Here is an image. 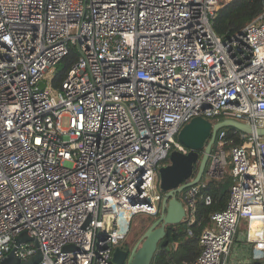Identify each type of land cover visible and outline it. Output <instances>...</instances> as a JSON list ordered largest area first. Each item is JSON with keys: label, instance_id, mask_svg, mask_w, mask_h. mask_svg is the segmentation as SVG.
<instances>
[{"label": "built area", "instance_id": "obj_1", "mask_svg": "<svg viewBox=\"0 0 264 264\" xmlns=\"http://www.w3.org/2000/svg\"><path fill=\"white\" fill-rule=\"evenodd\" d=\"M228 1L0 0V260L26 232L37 264H112L132 217L160 211L158 167L172 149L187 152L177 139L186 122L264 126V10L223 38L212 19ZM71 46L77 58L54 87ZM242 136L227 149L218 129L203 178L177 194L187 225L198 196L212 201L205 182L231 173L186 264H264V136ZM241 226L262 259L231 253ZM35 252L30 240L15 249L21 260Z\"/></svg>", "mask_w": 264, "mask_h": 264}, {"label": "water", "instance_id": "obj_2", "mask_svg": "<svg viewBox=\"0 0 264 264\" xmlns=\"http://www.w3.org/2000/svg\"><path fill=\"white\" fill-rule=\"evenodd\" d=\"M45 86V79L39 82V87ZM232 127L242 133L255 132L264 136V126L253 127L245 121L233 117H225L220 121L212 120L198 115L192 117L178 131L177 139L187 147V152L172 149L166 160L158 167V186L163 191L159 216L141 234V237L129 249L127 244L117 245L111 258L112 264H151L158 247L167 244L166 225L183 224L185 210L178 192L189 185L198 183L204 176L209 154L218 129ZM197 170L195 171V166ZM113 216L105 217L103 230L109 231ZM32 241L36 252L26 260H21L15 253L17 245L21 242ZM67 246L66 248H68ZM42 252L39 241L34 236L21 232L14 239L10 251L0 260V264H37Z\"/></svg>", "mask_w": 264, "mask_h": 264}, {"label": "trees", "instance_id": "obj_3", "mask_svg": "<svg viewBox=\"0 0 264 264\" xmlns=\"http://www.w3.org/2000/svg\"><path fill=\"white\" fill-rule=\"evenodd\" d=\"M264 10V0H230L220 7L212 19V25L217 34L226 38L241 30L252 18ZM78 51L76 46H71L55 65L51 76V84L59 87L69 67L76 60ZM223 115L210 117L213 122L220 121ZM226 132V145L228 149L232 145L241 144L244 141L242 132L232 127H223ZM198 164L195 166L197 170ZM232 185V176L229 170L218 179H209L200 188V194H209L212 197L210 204H206L202 197L198 196L195 202V220L189 224L166 225V238L168 242L158 247L151 264H186L192 262L200 253L202 246L199 238L203 229L210 225L211 213L221 210L227 201L228 193ZM157 213L140 212L135 214L136 227L134 232L127 235L130 240L124 241L128 246L134 242L147 227L159 216ZM130 222V229H131Z\"/></svg>", "mask_w": 264, "mask_h": 264}, {"label": "rangeland", "instance_id": "obj_4", "mask_svg": "<svg viewBox=\"0 0 264 264\" xmlns=\"http://www.w3.org/2000/svg\"><path fill=\"white\" fill-rule=\"evenodd\" d=\"M62 125L63 126L67 125V118L66 117H63ZM162 162L164 163L165 160L162 161ZM135 223H136V219L133 218V220L131 222V229L129 230V235H131L134 232V230L137 229ZM134 225H135V229H134ZM240 231L238 233V238H237L238 241H235V243L231 247V253L234 254V255H235V253H238L235 256L239 258V261H244V260H248L249 253H250V250H251V248H250L251 245L245 242V239H244V237L242 235V233L245 232L243 226L240 227ZM127 239L128 238H126L125 241ZM256 258L262 259L263 256H262V254L260 255V254H258L256 252H253L252 255H251V259H256Z\"/></svg>", "mask_w": 264, "mask_h": 264}, {"label": "flooded vegetation", "instance_id": "obj_5", "mask_svg": "<svg viewBox=\"0 0 264 264\" xmlns=\"http://www.w3.org/2000/svg\"><path fill=\"white\" fill-rule=\"evenodd\" d=\"M141 237V235L134 241V242H132L131 241V244L128 246L127 245V247L130 249L133 245H134V243H136V241L139 239ZM128 240H130V239H128ZM125 244V243H124ZM126 245V244H125Z\"/></svg>", "mask_w": 264, "mask_h": 264}, {"label": "crops", "instance_id": "obj_6", "mask_svg": "<svg viewBox=\"0 0 264 264\" xmlns=\"http://www.w3.org/2000/svg\"><path fill=\"white\" fill-rule=\"evenodd\" d=\"M251 255H252V253H251V254L249 253V257H248V259H251Z\"/></svg>", "mask_w": 264, "mask_h": 264}]
</instances>
